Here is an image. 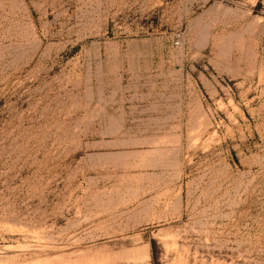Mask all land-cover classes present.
Returning a JSON list of instances; mask_svg holds the SVG:
<instances>
[{
	"label": "rangeland",
	"instance_id": "rangeland-1",
	"mask_svg": "<svg viewBox=\"0 0 264 264\" xmlns=\"http://www.w3.org/2000/svg\"><path fill=\"white\" fill-rule=\"evenodd\" d=\"M0 264H264V0H0Z\"/></svg>",
	"mask_w": 264,
	"mask_h": 264
}]
</instances>
